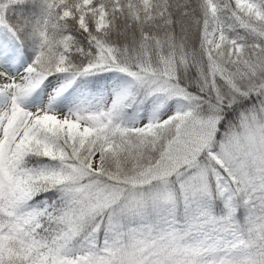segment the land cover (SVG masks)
Listing matches in <instances>:
<instances>
[{
	"label": "snow or ice",
	"instance_id": "snow-or-ice-1",
	"mask_svg": "<svg viewBox=\"0 0 264 264\" xmlns=\"http://www.w3.org/2000/svg\"><path fill=\"white\" fill-rule=\"evenodd\" d=\"M0 264H264V0H0Z\"/></svg>",
	"mask_w": 264,
	"mask_h": 264
}]
</instances>
